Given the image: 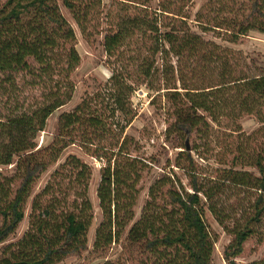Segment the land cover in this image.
<instances>
[{
	"label": "trees",
	"instance_id": "trees-1",
	"mask_svg": "<svg viewBox=\"0 0 264 264\" xmlns=\"http://www.w3.org/2000/svg\"><path fill=\"white\" fill-rule=\"evenodd\" d=\"M194 1L0 4V264H59L89 248L93 167L76 154L58 164L71 146L101 163L93 244L101 264H213L218 235L207 212L230 237L227 264H239L248 241L264 243V63L251 59L249 71L242 51L226 44L264 33V0H207L193 15ZM63 9L84 35H102L110 76L62 111L39 145L49 118L72 99L81 62ZM142 88L166 118L167 145L179 149L166 164L128 131ZM244 116L260 123L249 134Z\"/></svg>",
	"mask_w": 264,
	"mask_h": 264
},
{
	"label": "rangeland",
	"instance_id": "rangeland-1",
	"mask_svg": "<svg viewBox=\"0 0 264 264\" xmlns=\"http://www.w3.org/2000/svg\"><path fill=\"white\" fill-rule=\"evenodd\" d=\"M4 1L5 0H0V4ZM103 1L104 3H108L110 0ZM206 1L207 0L194 1L191 6L193 15ZM63 12L76 30L77 49L81 56V62L73 74L76 88L72 99L49 118L46 130L41 132L38 136L39 145L46 144L52 139L55 133L58 116L62 111L73 109L86 92L92 91L97 83L106 81L110 76V70L105 64L106 55L101 44L102 35H84L73 19L71 13L66 9H63ZM226 44L234 49L242 51L244 66L247 70H255V63L251 60L253 58H258L262 64L264 63V33L254 31L236 44ZM150 97L149 91L145 88L137 91L134 96V103L139 112L137 118L132 124V128L128 131L140 138L143 150L148 155L160 157L161 163L166 164L167 158H170L172 161L175 159L179 149L167 145V142L165 141L166 118L158 108L150 104ZM240 123L243 130L248 134L260 125L258 120L253 116H244L240 120ZM70 154L80 156L93 167V176L90 183L89 195L94 206L95 217L88 233L89 248L82 255L71 257L59 264H101L105 259L93 248L96 230L102 219V211L97 197V188L101 177V163L86 154L79 146H71L64 152L58 164L63 162ZM57 165H55L49 172L42 175L38 182L37 190L43 187L48 179L49 173L53 171ZM160 171V168L155 167L150 177H148L147 180L145 179L146 182H144V189L139 196L138 204L136 206V219L139 217L144 200L147 197L149 184L153 180L155 174ZM208 171H210V169L206 170V172ZM179 175L182 177L184 182L187 181L185 176L180 171ZM29 213L30 201L27 206L26 217L19 227L17 233L18 236H21L28 228ZM206 215L208 223L218 235V239L215 244L213 264H227L223 258V249L229 242L230 237L209 214V212H207ZM261 256H264V243L257 244L255 240H250L247 243L246 251L237 258V261L239 264H249L250 261Z\"/></svg>",
	"mask_w": 264,
	"mask_h": 264
}]
</instances>
